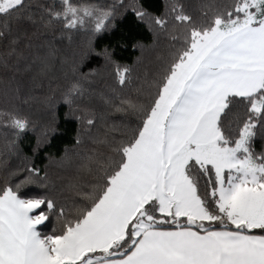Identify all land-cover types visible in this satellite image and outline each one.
Returning a JSON list of instances; mask_svg holds the SVG:
<instances>
[{
  "label": "snow or ice",
  "instance_id": "6c2138e0",
  "mask_svg": "<svg viewBox=\"0 0 264 264\" xmlns=\"http://www.w3.org/2000/svg\"><path fill=\"white\" fill-rule=\"evenodd\" d=\"M60 4L47 9L46 27L59 22L71 33L91 24L100 33L114 15ZM24 7L0 0V17ZM170 12L179 28L170 58L137 98L113 105L133 119L112 125L119 137L94 140L105 150L79 166L90 179L70 185L64 200L48 194L47 175L34 165L0 185V264H264V150L255 149L264 138V0H211L199 22L179 5ZM153 22L168 29L166 18ZM16 44L8 57L19 63ZM129 74L114 65L120 88ZM78 95L74 81L65 103ZM230 113L236 119L225 127ZM0 126L19 134L28 120L0 110ZM33 185L45 191L22 192Z\"/></svg>",
  "mask_w": 264,
  "mask_h": 264
},
{
  "label": "trees",
  "instance_id": "16d2710c",
  "mask_svg": "<svg viewBox=\"0 0 264 264\" xmlns=\"http://www.w3.org/2000/svg\"><path fill=\"white\" fill-rule=\"evenodd\" d=\"M211 0H73L78 5L113 8L108 27L100 33L85 29L65 32L59 22L45 26L47 9H61L60 0H25L17 16L0 17V30L8 32L0 40V110L14 112L28 120V128L17 134L0 126V185L17 182L34 165L47 175V192L57 200L67 199L70 185L90 179L79 166L93 150L104 151L94 140L119 137L112 125L133 118L113 110L119 98H137L138 89L156 78L170 58L174 27L170 9L179 5L194 20L203 19L202 11ZM223 3L224 0H215ZM147 13L143 19L136 10ZM166 18L168 29L161 30L154 18ZM7 24V28L5 27ZM17 40V53L24 59L8 57L10 41ZM110 54L111 61L106 59ZM114 65L130 69L128 87L120 88ZM78 81L82 95L65 103L69 86ZM107 101V102H106ZM235 111L243 115V109ZM82 117L77 119V117ZM95 124H86L87 118ZM236 119L229 114L225 127ZM81 141L80 144L76 140ZM256 151L264 150V138L255 140ZM13 172L19 174L13 176ZM44 192L29 186L22 192Z\"/></svg>",
  "mask_w": 264,
  "mask_h": 264
}]
</instances>
